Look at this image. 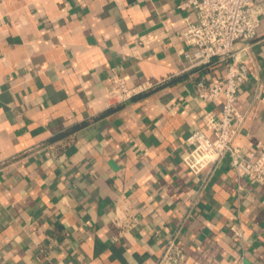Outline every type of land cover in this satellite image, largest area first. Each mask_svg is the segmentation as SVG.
<instances>
[{"label":"crops","instance_id":"0c3cea01","mask_svg":"<svg viewBox=\"0 0 264 264\" xmlns=\"http://www.w3.org/2000/svg\"><path fill=\"white\" fill-rule=\"evenodd\" d=\"M178 0H0V264H264V185L225 157L184 162L221 114L196 94L226 64L187 69ZM234 144H264V15L249 50ZM152 87L110 102L112 69ZM241 233V235L238 234Z\"/></svg>","mask_w":264,"mask_h":264},{"label":"built area","instance_id":"2783aa9c","mask_svg":"<svg viewBox=\"0 0 264 264\" xmlns=\"http://www.w3.org/2000/svg\"><path fill=\"white\" fill-rule=\"evenodd\" d=\"M176 7L191 10L195 19L187 16L182 37L186 47L183 55L187 69L212 65L215 61L226 64L225 75L217 80L200 79L196 94L207 102L223 98L219 116L209 112L204 116L206 127L212 132L196 128L186 139L184 162L198 174L212 173L225 157L237 172L254 183L264 185V144L257 147V157L252 160L234 144L238 123L243 116L237 108L242 84L252 73V61L246 54L237 55L238 43L249 50L264 15V0H178ZM152 87L143 83L129 86L126 78L113 68L109 99L121 104ZM241 235L240 232H238ZM186 256L174 238L166 242L158 264H183ZM234 264H246L239 258Z\"/></svg>","mask_w":264,"mask_h":264}]
</instances>
